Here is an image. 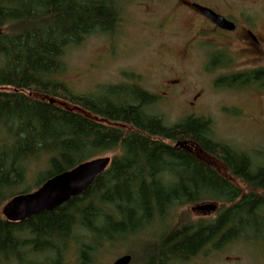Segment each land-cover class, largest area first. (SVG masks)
I'll use <instances>...</instances> for the list:
<instances>
[{
	"label": "trees",
	"instance_id": "obj_1",
	"mask_svg": "<svg viewBox=\"0 0 264 264\" xmlns=\"http://www.w3.org/2000/svg\"><path fill=\"white\" fill-rule=\"evenodd\" d=\"M121 0H0V206L29 164L46 166L34 190L81 163L117 152L84 194L20 223L0 214V264H95L106 245L129 240L176 207L223 204L206 223L184 225L146 245L143 264L186 262L237 241L264 246V165L212 139L210 122L172 126L147 112L157 99L136 83L73 94L57 76L71 47L110 34ZM264 77V70L252 73ZM172 143V145L167 144ZM183 143V147L178 146ZM223 164L242 190L209 163ZM73 249L70 251V248Z\"/></svg>",
	"mask_w": 264,
	"mask_h": 264
},
{
	"label": "rangeland",
	"instance_id": "obj_2",
	"mask_svg": "<svg viewBox=\"0 0 264 264\" xmlns=\"http://www.w3.org/2000/svg\"><path fill=\"white\" fill-rule=\"evenodd\" d=\"M199 1L231 18L237 17L240 12H264V0ZM176 2L121 0L119 20L112 33L93 34L81 45L69 48L62 59L65 69L57 76L58 81L73 94L93 95L100 91L97 90L100 87L131 84L126 75L132 73L140 77L137 83L142 89L164 98L163 86L166 81L178 79L180 85L177 94L159 98L147 112L160 117L166 126H172L191 115L211 119L210 132L214 141L246 153L254 168L264 165V126H258L249 119L252 116L264 122V95L231 92L213 85L214 80L228 70L216 71L207 65V60L211 58L213 48L224 47L228 43L214 39L209 33L206 36L201 34L203 27L199 21L179 10ZM263 29L261 24L259 30L263 32ZM188 32H197L202 36L200 45L192 50L186 46L187 40L192 37L187 35ZM237 45L234 43V50L238 49ZM194 97H197L196 101ZM191 102L194 106H190ZM233 107L241 109L240 112L243 111L249 118L243 115L231 117L228 109ZM167 144L172 145L170 142ZM116 155L117 152H110L97 158L112 159ZM211 161L219 174L248 193L245 184L232 178L222 163L214 159ZM45 169L42 161L29 164L19 191L26 188L34 191L37 175ZM215 206L222 208L223 204L216 203ZM193 207L189 205L173 209L163 220L141 230L129 240L106 245L95 264H112L124 255L131 256L130 264H143L146 245L181 226L210 222L218 213L215 209L202 215L195 209L196 206ZM69 261L76 264V256L72 254ZM170 264H264V246L241 240L220 251L205 249L186 262Z\"/></svg>",
	"mask_w": 264,
	"mask_h": 264
},
{
	"label": "flooded vegetation",
	"instance_id": "obj_3",
	"mask_svg": "<svg viewBox=\"0 0 264 264\" xmlns=\"http://www.w3.org/2000/svg\"><path fill=\"white\" fill-rule=\"evenodd\" d=\"M246 1L252 2L256 0H246ZM176 4L179 10L183 11L185 14H187L190 17L193 16L195 19L199 21V23L203 27V29L201 30V34H205L204 36H206L209 33L210 35H212L214 39L224 40L226 43H228V45L224 47L213 48L211 58L207 60V65L214 67L215 68L214 70L216 71L219 69L228 70L227 72L223 73L221 76L217 77L214 80L213 85L216 88H225L231 92L250 93V94H255L257 96L262 94L264 95L263 93L264 77H260L259 79L257 78L255 80L250 76L252 73L264 70V29L263 32L259 30L261 24L263 25L264 28V12L263 11L240 12L237 17L231 18L228 17V15L226 14L216 11L213 7L209 6V4L199 0L198 1L177 0ZM193 5H198L210 9L215 14L224 17L228 22L234 25V30L227 31L218 28L210 20L205 18L200 12L195 10L193 8ZM187 35H192V37L187 40V44H186L189 50L194 49L195 46H197L198 44L200 45L201 43L200 38L202 37L200 33L195 32V34H193L191 32H188ZM234 43L238 44L236 46L238 49L236 50L233 49ZM136 84L139 85L138 83ZM179 85H180V81L178 79H168L165 85L163 86L165 89L163 91L164 98L169 95L173 96L177 94ZM144 91L148 92L147 90ZM154 96L156 97L157 100L159 98L164 99L156 95ZM196 99L197 97L193 98L194 101H196ZM156 103L157 101L154 104L149 105L146 110H149ZM190 106H194V103L191 102ZM240 111L241 109H238L236 107H233L232 109H228L229 115L231 117L242 116V115L247 117L245 113H243V111L242 113ZM189 117H194V116L191 115ZM195 118H199V117H195ZM247 118L245 119L246 120L250 119V121H253L258 126H264V122L256 120L257 117L254 118L250 116L249 119ZM208 121L210 122V125H212L213 121H211V119H209ZM212 162L213 161H209L211 165ZM242 192L243 195L246 194L244 191ZM199 204H193L192 206L194 207L196 206L195 209L201 212L202 215H207L208 214L207 212L210 211H200L197 209L199 206L209 205V204L216 205L215 202H210V201L201 202V204L200 205ZM194 207L192 209H194ZM177 208L180 207H176L175 209ZM219 209L220 208H216L215 211L217 210L219 211ZM209 251L211 250L209 249Z\"/></svg>",
	"mask_w": 264,
	"mask_h": 264
},
{
	"label": "water",
	"instance_id": "obj_4",
	"mask_svg": "<svg viewBox=\"0 0 264 264\" xmlns=\"http://www.w3.org/2000/svg\"><path fill=\"white\" fill-rule=\"evenodd\" d=\"M193 8L218 28L227 31L234 30L232 23L215 14L212 10L198 5H193ZM177 145L183 147V143ZM110 163L111 158L109 157L94 158L81 163L69 171L49 178L39 188L30 193L12 197L4 203L0 214L10 223H20L43 212H51L71 199L84 194L97 177L105 172ZM197 209L200 211H214L216 207L209 204L199 206ZM131 260L130 255H124L112 264H130Z\"/></svg>",
	"mask_w": 264,
	"mask_h": 264
}]
</instances>
